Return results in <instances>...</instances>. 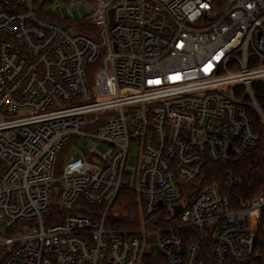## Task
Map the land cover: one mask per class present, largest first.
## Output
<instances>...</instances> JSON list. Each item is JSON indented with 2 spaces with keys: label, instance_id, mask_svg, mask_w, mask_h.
Here are the masks:
<instances>
[{
  "label": "built area",
  "instance_id": "built-area-1",
  "mask_svg": "<svg viewBox=\"0 0 264 264\" xmlns=\"http://www.w3.org/2000/svg\"><path fill=\"white\" fill-rule=\"evenodd\" d=\"M263 144L264 0H0L3 264H264V191L188 188Z\"/></svg>",
  "mask_w": 264,
  "mask_h": 264
},
{
  "label": "trees",
  "instance_id": "trees-1",
  "mask_svg": "<svg viewBox=\"0 0 264 264\" xmlns=\"http://www.w3.org/2000/svg\"><path fill=\"white\" fill-rule=\"evenodd\" d=\"M69 147H65L58 161V170H61ZM231 180L232 191L240 196L251 198L264 191V144L242 158H233L219 164L207 165L199 180L190 185L189 198H193L205 189L214 185H223ZM92 212L101 213L102 208L88 207ZM87 210V212H88ZM58 211L54 205L51 214ZM166 212L156 215L149 227H161L169 224ZM48 222V221H47ZM50 223V222H48ZM151 224V225H150ZM107 225L118 229H135L141 227V216L136 194L128 189H123L115 204L110 208ZM9 255V250L0 247V264H3Z\"/></svg>",
  "mask_w": 264,
  "mask_h": 264
},
{
  "label": "rangeland",
  "instance_id": "rangeland-1",
  "mask_svg": "<svg viewBox=\"0 0 264 264\" xmlns=\"http://www.w3.org/2000/svg\"><path fill=\"white\" fill-rule=\"evenodd\" d=\"M57 1L63 2V0H50V2H57ZM48 12H49L48 14L50 15V17L57 16V12L52 11L50 8ZM78 12L81 18L86 17L88 15L86 4L80 6L78 8ZM90 147L91 148L96 147V144H92V145L90 144ZM138 157H139V144L137 142H132L130 146V150H129L128 159L126 162V173L130 175L131 177H134L135 174L137 173ZM54 186H56V184ZM1 235L4 237H9L7 233L1 234Z\"/></svg>",
  "mask_w": 264,
  "mask_h": 264
},
{
  "label": "water",
  "instance_id": "water-1",
  "mask_svg": "<svg viewBox=\"0 0 264 264\" xmlns=\"http://www.w3.org/2000/svg\"><path fill=\"white\" fill-rule=\"evenodd\" d=\"M161 204V203H160ZM180 209V206L175 207V211L177 212Z\"/></svg>",
  "mask_w": 264,
  "mask_h": 264
}]
</instances>
